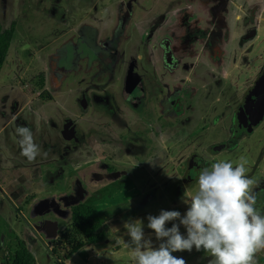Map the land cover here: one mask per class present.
I'll list each match as a JSON object with an SVG mask.
<instances>
[{
	"label": "rangeland",
	"instance_id": "374dc122",
	"mask_svg": "<svg viewBox=\"0 0 264 264\" xmlns=\"http://www.w3.org/2000/svg\"><path fill=\"white\" fill-rule=\"evenodd\" d=\"M119 1L0 0L1 24L14 23L0 66V256L12 250L19 239L33 257L31 264H131V249L123 244L130 242L125 223L141 221L145 237L151 239L154 248L158 247L167 238L156 239L154 230L147 227V217L158 216L161 210L179 211L183 216L189 207L184 200L196 191L200 170L220 160L232 161L235 166L241 155L248 160L246 175L257 182L252 189L256 207L264 209V187L258 186L264 177V109L250 130L240 127L234 119L236 107L264 71V0H125L129 1L127 16L120 34L113 38ZM85 25L95 29L97 42L116 44L113 61H105L106 66L93 62L87 69L97 70L100 78L94 77L99 86L107 84L118 100L124 69L131 62L143 76L146 94L157 85L163 87L169 100L180 94L181 102L173 104L174 115L171 112L165 116L151 109L149 103L139 110L141 131L151 122L156 132L154 136L153 130H147L143 135L150 140L148 149L139 151L136 160L124 155L122 168L126 173L114 180L93 181L103 193L93 192L84 199L98 213L104 238L84 243L63 258L68 244L58 245L56 256L51 254L50 237L38 217L17 214L14 206L19 204L16 196L31 194L38 198L45 188L53 189L38 174L46 162L37 159L45 157L43 153L48 155L45 149L52 143L61 145L62 140L54 133L48 136L49 125L38 122V111L54 116L66 113L79 130L87 131L86 137L100 139L96 133L91 135L93 129L99 132L100 125L95 127V122L106 118L105 112L88 107L85 115H78L79 105L74 103L76 81L65 79L48 87L52 98L31 91L30 79L43 68L48 55L74 42ZM194 25L204 30L202 38L207 43L189 40L184 47L188 51L172 50L163 56L167 46L175 43L172 39L176 40L179 33L181 36L182 30L193 32ZM252 29L254 32L245 37ZM177 42L180 44L179 39ZM207 49H211V55ZM83 70L76 75H83ZM107 74L113 78L101 81ZM15 112L30 127L40 146L41 155L34 161L21 155L20 137L13 123ZM22 163L24 168H20ZM75 175L54 184L67 185ZM83 176L90 181L88 173ZM15 186L17 191L13 190ZM173 223L186 237V228L179 220L168 221L165 227ZM172 255L183 258L186 264H208L211 259L195 247ZM256 260L264 264V250L256 254ZM0 264L7 263L0 257Z\"/></svg>",
	"mask_w": 264,
	"mask_h": 264
},
{
	"label": "flooded vegetation",
	"instance_id": "af4514ba",
	"mask_svg": "<svg viewBox=\"0 0 264 264\" xmlns=\"http://www.w3.org/2000/svg\"><path fill=\"white\" fill-rule=\"evenodd\" d=\"M116 6L118 9V17L114 28L115 36L113 37L112 34L113 38H117L120 34L125 16H127L126 11L129 7V1L120 0ZM85 26L80 27L77 39L74 42L69 41L52 51L48 55L43 68L38 70L30 79L33 82V89L31 91H34L37 96L41 92L48 94V87H55L65 79L74 80L77 82L75 89L78 90L74 98V103L79 105L78 115L81 117L85 115L84 112L88 107L96 109L99 113L105 112L106 115V118L102 121L95 122V127L100 125L99 132L97 133L93 129L91 135L96 136V133L100 137L96 141L94 137H86L85 133L87 131L79 130L75 121L66 113L59 114L58 116L46 112L43 113V111L36 113L40 124L43 122L48 123V136L54 133L62 140L61 145L52 143L51 148L45 149L49 151L48 155L45 157L38 156L37 159L38 162H46L45 165L40 167L41 171L38 174L40 176L42 175V180L48 184L47 186H53V189L45 188L42 195L38 198L31 194L16 196L18 197L19 204L14 207H17V214H28L32 217H38L41 228L50 237V243L52 237H62L69 233L68 230L70 228V222L72 221L71 213L73 208L80 203L91 204L84 200L91 193H103L100 187L93 184V181L117 179L120 175L126 173L125 168H122L124 155L136 160L135 158L138 153H143L148 149L147 142L150 140L149 138L146 140L143 135H146L147 130L150 132L153 130L154 132V129L150 122L148 127L145 124L146 127L141 131L140 125L142 122L141 118H138L137 115L139 110L142 111V107H146L147 105L145 104L149 103L151 109L156 108L159 112L167 116V114L172 112L173 104L175 102L180 104L181 102L180 94H177L173 99L171 98L169 100L161 90L163 87L157 85L151 86L149 92L146 94L142 82L143 76L137 70L133 69L131 62L124 69L121 79L122 82L119 86L120 98L118 100L107 84L99 86V80L95 78H100L98 77L97 70L89 72L87 69L93 62L96 64L102 63L103 66H106L105 61L108 63L111 60L113 61L117 55L113 53L116 44L115 42L108 43L107 41L97 42L95 40V29L87 25ZM192 29L193 32L182 30L183 34L181 36H179V33L176 36V40L172 39L175 43L171 47L166 45L167 48L164 50L163 56H168V53L172 50L179 52L185 49L188 51L184 47L185 43L189 40H191L190 42H194L199 39L201 42L207 43V39L202 38L204 34L203 29L195 25ZM178 39L180 40V44L177 42ZM209 51L211 52V49H207V52L211 55ZM81 62H83V66ZM79 70L81 73L83 70L82 76L76 75V72ZM112 78L108 74L103 75L101 81L108 82ZM161 83L166 84L164 81ZM255 91L256 96L251 94L246 99L247 101L244 97L236 107V111L239 106L246 104L245 108L247 112L253 114L259 103L256 101V97L261 95L260 90L256 89ZM48 95L49 98H52L50 93ZM185 103L186 101H184L183 106H186ZM171 114L174 115L173 112ZM19 117L15 112L13 116L15 130L21 126L27 127L25 121ZM234 119L237 122L235 116ZM239 126L243 127L241 125ZM28 128L30 129V127ZM153 134L156 136V132ZM16 139H18V136H16ZM23 163L20 168H24ZM136 165L137 163L134 161L133 166ZM22 172L25 173L26 171L23 170ZM73 173H76V175L71 176L67 185L59 184L57 187V184H54L56 180L66 178V176H70ZM79 173L81 175H78ZM85 173L89 175L90 181L88 182L84 180L83 174ZM258 186L264 187V177L258 183ZM9 187L11 188V184ZM0 189L2 188L0 187ZM13 190L17 191L18 189L15 186ZM32 198L34 199L30 201ZM24 206L26 207L24 208Z\"/></svg>",
	"mask_w": 264,
	"mask_h": 264
},
{
	"label": "clouds",
	"instance_id": "9594fccd",
	"mask_svg": "<svg viewBox=\"0 0 264 264\" xmlns=\"http://www.w3.org/2000/svg\"><path fill=\"white\" fill-rule=\"evenodd\" d=\"M16 133L22 156L31 162L41 155L28 127H18ZM247 164L241 155L235 166L232 161L220 160L201 169L196 191L184 200L189 207L183 216L175 210L149 215L147 227L154 230L156 239L167 238L156 248L145 237L141 221L125 223L130 242L123 244L131 249V264H186L172 253L190 252L193 247L197 251L202 248L211 257L208 264H257L256 254L264 250V209L256 207L252 189L257 182L246 175ZM175 220L186 228V237L176 223L165 227L166 222Z\"/></svg>",
	"mask_w": 264,
	"mask_h": 264
},
{
	"label": "trees",
	"instance_id": "16d2710c",
	"mask_svg": "<svg viewBox=\"0 0 264 264\" xmlns=\"http://www.w3.org/2000/svg\"><path fill=\"white\" fill-rule=\"evenodd\" d=\"M13 25V21L6 26L0 22V66L7 52ZM40 96L47 98L49 95L46 92H41ZM71 214L69 235L52 237L51 239L49 251L54 256H56L60 244H68L67 250L62 254V257L66 258L82 244L96 242L104 238L99 216L92 204L80 203L73 208ZM198 252H204V250L201 248ZM0 257L7 264H31L33 261L31 253L19 239L14 243L12 250H7ZM61 264L63 263L61 262Z\"/></svg>",
	"mask_w": 264,
	"mask_h": 264
},
{
	"label": "water",
	"instance_id": "95a60500",
	"mask_svg": "<svg viewBox=\"0 0 264 264\" xmlns=\"http://www.w3.org/2000/svg\"><path fill=\"white\" fill-rule=\"evenodd\" d=\"M253 32V29L250 30L245 35V37L250 36ZM256 89L260 90L261 95L257 96L258 98L256 97V101H258L259 103L256 109L254 110L253 114H249V112H247L245 108L246 104L239 106L235 114L238 125L245 127L247 130H250L251 126L261 117L262 111L264 109V71L255 78L252 87L246 93L245 100L248 99L251 94H254V96H256Z\"/></svg>",
	"mask_w": 264,
	"mask_h": 264
}]
</instances>
